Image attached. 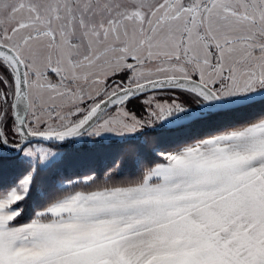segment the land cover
I'll return each instance as SVG.
<instances>
[{"label": "snow or ice", "instance_id": "obj_1", "mask_svg": "<svg viewBox=\"0 0 264 264\" xmlns=\"http://www.w3.org/2000/svg\"><path fill=\"white\" fill-rule=\"evenodd\" d=\"M0 264H264V0H0Z\"/></svg>", "mask_w": 264, "mask_h": 264}]
</instances>
